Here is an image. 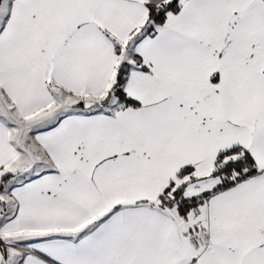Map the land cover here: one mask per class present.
Returning <instances> with one entry per match:
<instances>
[{
    "label": "snow or ice",
    "instance_id": "snow-or-ice-1",
    "mask_svg": "<svg viewBox=\"0 0 264 264\" xmlns=\"http://www.w3.org/2000/svg\"><path fill=\"white\" fill-rule=\"evenodd\" d=\"M0 264H264V0H0Z\"/></svg>",
    "mask_w": 264,
    "mask_h": 264
}]
</instances>
